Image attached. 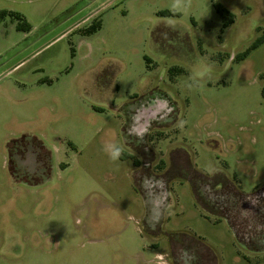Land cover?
Here are the masks:
<instances>
[{"label":"rangeland","instance_id":"1","mask_svg":"<svg viewBox=\"0 0 264 264\" xmlns=\"http://www.w3.org/2000/svg\"><path fill=\"white\" fill-rule=\"evenodd\" d=\"M0 10L31 26L0 22V264H264L203 217L183 178L193 166L264 187V42L234 60L263 34L264 0Z\"/></svg>","mask_w":264,"mask_h":264},{"label":"trees","instance_id":"2","mask_svg":"<svg viewBox=\"0 0 264 264\" xmlns=\"http://www.w3.org/2000/svg\"><path fill=\"white\" fill-rule=\"evenodd\" d=\"M217 13L223 20V28L229 27L234 22V15L220 4H214ZM6 17L18 21L17 30L29 32L31 26L22 15L16 12L0 10V22ZM101 22L96 19L89 26L79 29L82 36H89L100 30ZM264 42V32L244 52L235 56V61H241ZM172 68L169 72L177 71ZM263 82L261 96L264 99V71L260 74ZM166 97L158 96L156 99ZM120 148V147H116ZM115 149V150H116ZM121 160L132 159L135 167L139 161L123 150L119 156ZM163 165V162L161 163ZM162 165L159 167L162 169ZM183 178L189 183L194 198L195 206L201 211L204 218L214 224L226 222L233 232L237 243L252 254L264 253V187L251 193H244L238 186L235 177L229 178L225 173L217 171L212 175L204 174L193 166L185 173ZM184 250H190L184 248ZM197 251V250H196ZM192 256L200 257L199 251ZM240 254V252H239ZM209 256L212 257V254ZM243 259L250 261L247 256L241 254ZM192 261L191 264H197Z\"/></svg>","mask_w":264,"mask_h":264},{"label":"clouds","instance_id":"3","mask_svg":"<svg viewBox=\"0 0 264 264\" xmlns=\"http://www.w3.org/2000/svg\"><path fill=\"white\" fill-rule=\"evenodd\" d=\"M210 70H211V69H209V71H210ZM121 151H122L121 148H117V149L112 153L111 158H112V159H117V158L120 156ZM186 255H187V254H186ZM193 258H194V257H193Z\"/></svg>","mask_w":264,"mask_h":264}]
</instances>
